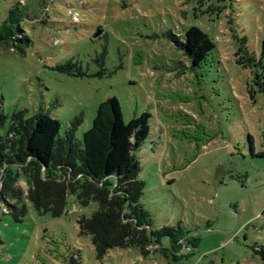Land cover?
<instances>
[{
  "label": "rangeland",
  "instance_id": "rangeland-1",
  "mask_svg": "<svg viewBox=\"0 0 264 264\" xmlns=\"http://www.w3.org/2000/svg\"><path fill=\"white\" fill-rule=\"evenodd\" d=\"M19 4L30 44L24 53L0 49L4 113L43 111L62 135L82 115L80 140L112 97L126 122L150 113L151 135L137 152L141 203L153 230L182 223L201 242L180 262L138 249L101 259L78 225L97 203L70 196L56 218L27 201L18 222L2 214L15 202L0 199V264H264V0H0V24ZM193 26L217 45L203 68L171 38ZM72 59L84 77L57 69Z\"/></svg>",
  "mask_w": 264,
  "mask_h": 264
},
{
  "label": "trees",
  "instance_id": "trees-1",
  "mask_svg": "<svg viewBox=\"0 0 264 264\" xmlns=\"http://www.w3.org/2000/svg\"><path fill=\"white\" fill-rule=\"evenodd\" d=\"M20 5L10 9L0 24V49L24 53L23 46L30 44L27 35L22 37ZM171 38L193 68L206 66L217 48L196 26L190 27L183 39ZM57 69L69 76L86 75L74 59ZM151 118L145 112L126 122L118 99L112 97L99 104L91 128L80 140L82 115L74 118L62 135L61 123L47 113L26 117V111H15L7 116L0 100V199L15 202L14 206L7 204L13 210L2 214L21 222L29 201L39 213L59 218L66 214L68 198L76 196L82 207L98 204V210L90 217L81 216L78 225L79 235L90 238L99 258L113 249H138L144 256L152 250L175 262L187 259L201 238L182 223L153 230V218L141 203L146 185L140 178L137 152L151 135ZM250 141L253 155L252 137ZM20 182L26 184V191L18 186ZM166 238L171 241L170 248L162 247ZM259 253L264 260V247ZM68 264L81 263L71 258Z\"/></svg>",
  "mask_w": 264,
  "mask_h": 264
}]
</instances>
